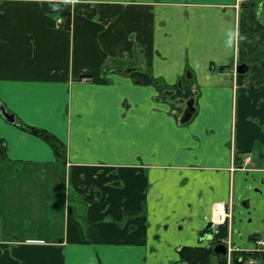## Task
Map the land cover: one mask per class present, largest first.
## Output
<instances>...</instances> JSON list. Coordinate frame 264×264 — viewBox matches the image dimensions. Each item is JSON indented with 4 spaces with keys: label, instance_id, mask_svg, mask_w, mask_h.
Here are the masks:
<instances>
[{
    "label": "crops",
    "instance_id": "crops-1",
    "mask_svg": "<svg viewBox=\"0 0 264 264\" xmlns=\"http://www.w3.org/2000/svg\"><path fill=\"white\" fill-rule=\"evenodd\" d=\"M257 1L0 0V102L15 117L0 116V264H170L161 247L179 261L180 245H207L230 197L232 245L264 239ZM228 30L243 39L227 47ZM189 99L181 123L174 102ZM17 122L54 134L65 161ZM246 154L250 170H231Z\"/></svg>",
    "mask_w": 264,
    "mask_h": 264
},
{
    "label": "trees",
    "instance_id": "trees-1",
    "mask_svg": "<svg viewBox=\"0 0 264 264\" xmlns=\"http://www.w3.org/2000/svg\"><path fill=\"white\" fill-rule=\"evenodd\" d=\"M260 1V2H259ZM253 5H257L259 8H264V0H258L257 3L253 2ZM64 27L68 26V18L64 17L62 24ZM124 63V62H121ZM110 64H114V62L108 63L104 65L102 69L107 70L111 67ZM220 69L225 68V66H220ZM129 73L132 76V79L135 83L137 84H142V85H147V84H152V85H157V79L154 78L150 72L148 71H140L136 68L130 69ZM237 76H243V74H237ZM158 88V87H157ZM160 91L162 90V87H159ZM175 90H169L167 93L172 94L173 98L175 96H178L180 89L179 87H175ZM17 127L21 128L22 130L33 134L35 136L40 137L43 139L53 150V153L56 157V160L60 163L65 161V145L64 143L59 140L54 134L35 127L28 125L26 123L22 122H17L15 124ZM0 159L4 160L7 159V147L5 141L0 138ZM226 236V227L221 226L217 232H215L213 238L210 240V243L208 245H196V246H180L177 250L179 254V262H184L186 264H225V260L222 258L221 254L215 253L214 251V246L219 243V239L221 237ZM246 251L240 250L236 251L233 254V264L234 262H237V253L240 255L243 254ZM246 258L249 257H254L257 258L259 255L256 253H250L246 252L244 255Z\"/></svg>",
    "mask_w": 264,
    "mask_h": 264
},
{
    "label": "built area",
    "instance_id": "built-area-1",
    "mask_svg": "<svg viewBox=\"0 0 264 264\" xmlns=\"http://www.w3.org/2000/svg\"><path fill=\"white\" fill-rule=\"evenodd\" d=\"M241 0H237L236 6H238L239 2ZM63 22L62 18H58L56 20L57 25H61ZM234 76H235V70H234ZM251 156L249 154H246L240 163L238 165H234L231 167V170H233L235 167L239 169H247L248 164L250 163ZM231 197L229 198V201L225 203L222 200L215 201L211 207L210 212V221L212 222V228L213 230L219 229L220 226H225L227 229V238H223L222 242L226 243L227 246V255H226V264H232L233 262V253L237 251L238 249L236 247H232L230 244L229 234H230V227H231V218H232V210H231ZM254 247L252 251H264L262 247H264V239L256 237L254 239ZM241 264H253V261L251 259L244 260Z\"/></svg>",
    "mask_w": 264,
    "mask_h": 264
},
{
    "label": "water",
    "instance_id": "water-1",
    "mask_svg": "<svg viewBox=\"0 0 264 264\" xmlns=\"http://www.w3.org/2000/svg\"><path fill=\"white\" fill-rule=\"evenodd\" d=\"M246 70V66L244 64H240L237 67H235V71L238 73H243ZM194 112V106H193V100L189 99L186 102V108L180 118V122L184 123L188 121L191 117V115ZM0 116L7 122L14 123L15 117L14 114L8 112L2 102H0ZM212 225L211 222L206 223L205 228H210ZM215 253L221 254L222 256L225 255V247L223 245H216L214 246ZM178 264H186L184 262H180Z\"/></svg>",
    "mask_w": 264,
    "mask_h": 264
},
{
    "label": "flooded vegetation",
    "instance_id": "flooded-vegetation-1",
    "mask_svg": "<svg viewBox=\"0 0 264 264\" xmlns=\"http://www.w3.org/2000/svg\"><path fill=\"white\" fill-rule=\"evenodd\" d=\"M250 162H251V160H250ZM250 164V163H249ZM248 164V165H249ZM243 170H250V168L248 167L247 169H243ZM231 208H232V204H231ZM209 222H211V221H209ZM212 223V222H211ZM221 227V226H220ZM219 227V228H220ZM211 231H212V233H211V237H210V240L213 238V236H214V234H215V232H217L219 229H217V230H213V228H212V225H211V227L209 228ZM226 236H227V229H226ZM221 237L220 239H219V243L218 244H216V245H223L224 247H225V255L224 256H222V258L225 260V264H226V255H227V246H226V243H224V242H222V239L223 238H227V237ZM256 238V237H255ZM254 238V239H255ZM229 239H230V234H229ZM209 243H210V241H209ZM208 243V244H209ZM207 244V245H208ZM230 244H231V246L232 247H236V246H233L232 245V243L230 242ZM254 245H255V243H254ZM254 245H253V247H254ZM253 247H252V249H253ZM238 250L237 251H240V250H243V249H239L238 247H236ZM263 249H264V247H262ZM252 249H250V250H243V251H246V252H250V253H256L257 255H259L257 258H262V259H264V251H252ZM236 252V251H235ZM246 252H244L243 254H239V253H237V255H236V257H237V262H234V264H241L244 260H246V259H251L252 261H253V264H255V262H254V260H256L257 258H254V257H249V258H246L244 255H245V253ZM234 254V253H233ZM178 263H180L179 261L178 262H176V264H178ZM232 264H233V262H232Z\"/></svg>",
    "mask_w": 264,
    "mask_h": 264
},
{
    "label": "rangeland",
    "instance_id": "rangeland-1",
    "mask_svg": "<svg viewBox=\"0 0 264 264\" xmlns=\"http://www.w3.org/2000/svg\"><path fill=\"white\" fill-rule=\"evenodd\" d=\"M167 86H164V87H162V90H167V88H166ZM172 88H175L174 86L172 87ZM183 99H185V97H183ZM174 103H176V104H179L180 106H181V112L183 113L184 112V110H185V108H186V104H185V102H184V100L183 101H175ZM181 113V114H182ZM60 140V139H59ZM7 211H8V214H6V212H3L2 213V216H1V218H4V219H6L8 222H9V220H10V211H9V209H7ZM207 233V235H204V238L207 240V241H210V233H212V231L210 230V229H207V231H206ZM8 232L7 231H4V234H7ZM202 241V240H201ZM201 241H199V243L200 244H204V243H206V242H201ZM199 245V244H198ZM181 246V245H180ZM173 248H175V245H173L172 246ZM179 247V246H178ZM161 249H162V251H163V253H162V258L163 259H159V261H163V260H167L168 259V263H170L171 264V261H173L174 260V262L177 260L178 261V259H171V258H167V255H166V253H165V247H161ZM177 250V247L174 249V251H176ZM172 253H169V255H171ZM176 256H177V252H176ZM176 261V262H177ZM176 262L174 263V264H176ZM159 263V262H158ZM159 264H162V263H159ZM255 264H264V263H262V261L260 260V258H257V260L255 261Z\"/></svg>",
    "mask_w": 264,
    "mask_h": 264
},
{
    "label": "clouds",
    "instance_id": "clouds-1",
    "mask_svg": "<svg viewBox=\"0 0 264 264\" xmlns=\"http://www.w3.org/2000/svg\"><path fill=\"white\" fill-rule=\"evenodd\" d=\"M66 3H74L75 0H65ZM239 39H243V37H239L238 32H233L232 30H228L227 32V40H226V46L227 47H232L234 42Z\"/></svg>",
    "mask_w": 264,
    "mask_h": 264
}]
</instances>
